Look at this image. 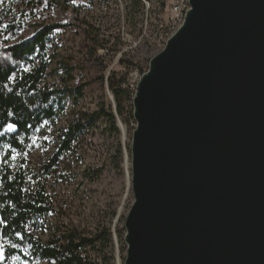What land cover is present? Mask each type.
Listing matches in <instances>:
<instances>
[{
  "label": "water",
  "instance_id": "95a60500",
  "mask_svg": "<svg viewBox=\"0 0 264 264\" xmlns=\"http://www.w3.org/2000/svg\"><path fill=\"white\" fill-rule=\"evenodd\" d=\"M132 106L124 264H264V0H190Z\"/></svg>",
  "mask_w": 264,
  "mask_h": 264
},
{
  "label": "trees",
  "instance_id": "16d2710c",
  "mask_svg": "<svg viewBox=\"0 0 264 264\" xmlns=\"http://www.w3.org/2000/svg\"><path fill=\"white\" fill-rule=\"evenodd\" d=\"M60 3L61 0H30L28 14L52 9ZM130 3L133 9V27L137 22V15L134 14L137 0H130ZM4 14V19L0 22V245L7 258L15 256L29 262L109 264L115 247L111 228L85 236L74 228L54 223L52 215L55 208L45 177L60 156L72 151L81 135L94 126L96 121L104 119L112 131L119 135V119L127 132H132L131 124H135L133 96L130 89L124 87V81L130 72L119 74L112 71L107 78L105 75L98 77V82L112 95L114 105L107 106L103 98L102 105L95 112L84 114V117L77 118L64 130H59L55 156L48 162L40 177L33 175L23 165V158H16L15 155L23 156L34 137L47 134L65 113L68 95H73L78 101L85 95L90 82L70 84L74 79L73 68L65 57L58 54L55 31L59 28H71L74 23L35 22L30 36L16 40L23 31L27 18L23 16L24 13L21 16L13 14L10 6ZM10 16L12 17L5 21ZM78 27H82L85 39L93 43L94 46L88 50L87 55L97 62L93 57L95 49L103 42H99V37L88 28L82 25ZM127 62L137 66L133 62ZM51 68L60 83L56 88H52L47 82ZM126 147L130 156V145L127 143ZM116 232L123 254L126 249L125 229L118 228ZM107 250L112 253L109 255ZM96 253L103 256L102 263L94 257Z\"/></svg>",
  "mask_w": 264,
  "mask_h": 264
},
{
  "label": "rangeland",
  "instance_id": "374dc122",
  "mask_svg": "<svg viewBox=\"0 0 264 264\" xmlns=\"http://www.w3.org/2000/svg\"><path fill=\"white\" fill-rule=\"evenodd\" d=\"M76 1L71 3L72 0H68V4L66 0H61V3L52 9L36 14L31 13V15L28 14L30 0H1L0 2V22L4 19V13L9 6L13 14L21 16L24 13L23 16L27 18V23L16 40L30 36L33 32L32 24L35 22L62 23L67 21L68 14H72L73 19L70 23L75 25L55 31V41L59 47L58 54L65 57L73 68L74 79L70 84L81 85L90 82L86 87L85 95L78 101L73 95H68L65 113L47 134L34 137L23 156L15 155L16 158H23V165L31 174L39 177L51 158L55 156L59 130H64L77 118L84 117V114L95 112L102 105L103 98L107 106L114 105L112 95L98 82V77L105 75L107 78L112 71L119 74L129 73L136 67L147 70L150 59L165 47L164 43L159 44L152 39L153 33L150 26L147 36L150 43H143L128 55H119V44L113 38L115 36L120 38V35L125 37L130 34L128 31L133 29V9L130 0L126 2L123 0L124 4L121 0H106L104 3L99 0ZM102 5L106 8L102 9ZM86 7L92 10H83ZM134 14L138 15L136 21L139 26L142 21V11ZM11 17L6 18L5 21ZM78 25L94 32L99 37V42H103L101 44L111 43L113 40L110 45L111 50L107 54L103 52L104 50L97 51V47L102 45L96 47L93 57L98 60L97 62L87 55L88 50L94 45L85 39L82 27ZM1 36L0 32V38ZM127 61L137 66L129 65ZM47 82L52 85V88L60 86L53 68L48 73ZM122 125L125 130L123 132L120 127V134L117 135L104 119L96 121L94 126L86 129L81 135L72 151L60 156L45 177L47 190L55 208L52 215L54 223L74 228L85 236L94 235L104 228H111L115 247L113 259L109 264H123L126 249L122 254L116 230L124 226L125 217L134 201L131 160L126 147L127 143L130 145L132 132L128 133L124 124ZM132 125L135 124L132 123ZM10 129L13 128L10 127ZM107 251L109 255L112 253L111 250ZM94 257L102 263V255L96 253ZM0 264L50 263L29 262L15 256L7 258L0 245Z\"/></svg>",
  "mask_w": 264,
  "mask_h": 264
},
{
  "label": "built area",
  "instance_id": "2783aa9c",
  "mask_svg": "<svg viewBox=\"0 0 264 264\" xmlns=\"http://www.w3.org/2000/svg\"><path fill=\"white\" fill-rule=\"evenodd\" d=\"M86 1L94 2L98 0ZM121 1L123 3V0ZM75 2L77 1L75 0L74 3ZM124 2H126V0H124ZM105 8L106 7L102 5V9ZM189 9L190 0H137L136 12L139 13L142 11V21L139 26L136 22V25L133 26V29L128 31L130 34L127 36L123 37L120 35V38L119 36H115L113 38V40H116L119 44V55H128L140 47L143 43H150L149 38L147 37L150 26L152 27L153 33L152 39L157 41L159 44L164 43L166 45L169 38L184 23ZM83 10L90 11L92 9L90 7H86ZM72 19V14H68L67 21H71ZM112 42L101 44L102 47H97V51L104 50L103 52L107 54L111 50L110 45ZM146 71L147 70H141L136 67L129 73L126 80L124 81V87H128L130 89L133 98L135 96L138 84Z\"/></svg>",
  "mask_w": 264,
  "mask_h": 264
}]
</instances>
